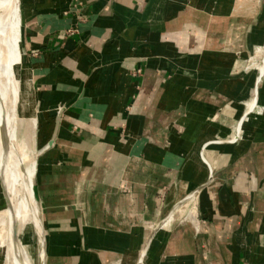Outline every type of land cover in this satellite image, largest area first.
Returning a JSON list of instances; mask_svg holds the SVG:
<instances>
[{
    "label": "crops",
    "instance_id": "obj_1",
    "mask_svg": "<svg viewBox=\"0 0 264 264\" xmlns=\"http://www.w3.org/2000/svg\"><path fill=\"white\" fill-rule=\"evenodd\" d=\"M159 1L19 0L14 36L35 118L18 117L14 143L38 201L44 264H138L142 253L143 264H264V115L239 145H202L230 133L252 90L242 117L264 107V75L253 89L212 62L206 81L203 58L191 82L168 75L179 56L170 31L206 28L203 43H174L229 60L234 46L264 41V0L212 2L213 15L207 0ZM200 189L196 224L185 216L162 229Z\"/></svg>",
    "mask_w": 264,
    "mask_h": 264
},
{
    "label": "bare ground",
    "instance_id": "obj_2",
    "mask_svg": "<svg viewBox=\"0 0 264 264\" xmlns=\"http://www.w3.org/2000/svg\"><path fill=\"white\" fill-rule=\"evenodd\" d=\"M18 4L19 0H0V170L9 204L0 213V219L6 229L5 264H43L46 240L39 206L36 199V202L32 200L31 196H35L28 186L14 143L15 122L21 116L22 102V81L19 74L21 53L14 38ZM263 72L264 65L260 68V73ZM252 107L253 103L248 111ZM26 234L30 248L24 245L23 238ZM34 257L36 261L33 260ZM143 257L142 253L140 260ZM141 263L143 262L138 260V264Z\"/></svg>",
    "mask_w": 264,
    "mask_h": 264
},
{
    "label": "rangeland",
    "instance_id": "obj_3",
    "mask_svg": "<svg viewBox=\"0 0 264 264\" xmlns=\"http://www.w3.org/2000/svg\"><path fill=\"white\" fill-rule=\"evenodd\" d=\"M159 2H161L162 6L165 4V6L168 4L167 0H160ZM213 2V5L215 4L216 6H224V0H207L204 10H205V14L206 15H213L212 13H209V6H211V3ZM214 5V6H215ZM169 7V6H168ZM180 9L181 6L179 7ZM172 8H170V13L168 15V19L170 18V20H174L176 21V19L178 20V17L180 15H178V13L176 12L175 9L172 10ZM19 13V11H18ZM167 14H164V16H166ZM219 15V14H218ZM18 16V15H17ZM208 17V16H207ZM149 21V20H148ZM183 22V21H181ZM186 24V22H185ZM182 25V24H180ZM189 26H191V24H188ZM187 26V25H186ZM21 29V28H20ZM20 29H19V33H20ZM207 33L208 31L205 29H201L198 33H193L192 30L189 29H179L178 31H176V29L174 31H170V37H169V42L173 43L174 46L177 48V50L179 51V56H174L170 58V62H169V76H172L173 74H176V72H178V74L181 75H185L187 77H190V80H186L191 82L192 81V74H195L193 72V65L195 62H197V59L199 58H203L204 59V65L201 66L202 71H206V77L205 80L208 81V69L210 64L213 62L216 65V70L217 73L220 74L221 76H226V78H228L229 80H236L239 82H243L245 81L246 77H251V82L253 85V89H254V85L257 83L258 86L260 85L264 72L262 73V75L260 76V72H259V65L261 63L262 58L264 57V41L262 43L259 44H252L250 45V47L248 49H244L238 46H234L232 49V53L230 52V59L225 60L226 58H224L223 56H217L215 59H212V61L210 62L209 58L206 57H201L202 54H204V52L198 49V47H195L194 49H196L195 51H192L191 47L188 46H177L174 42H177L180 39H185V41H187L189 38H192L193 35H195L197 37V39H199V41H201L202 43L204 42L205 37H207ZM222 31L218 30L217 31V35H221ZM15 38V36H14ZM177 38V39H176ZM16 42L18 43V50L20 51V47H19V41L15 38ZM198 41V40H197ZM226 47L222 46L220 48V50L218 51V53H224L225 52ZM223 55V54H222ZM231 55H232V60H231ZM173 60V61H172ZM178 62L174 63V62ZM179 65V66H177ZM179 68H177V67ZM19 74L21 77V91H22V102H21V108H20V114L22 117L24 118H28V122L31 123V116L33 115V105H32V98H31V94L30 91L28 89V87L26 86V82L23 76V71L21 68V65L19 66ZM189 96V95H188ZM202 96V95H200ZM212 95H209L208 93L203 94V96L201 97V99L206 98L207 100H203L204 102L208 101V97ZM253 90L250 92L249 97L243 101H241L240 105L242 107L241 110V115L238 117V119H236L234 121V123L231 125L230 127V133L225 136V137H219L218 135H213L211 137H209L208 139H206L205 141H203L202 145L207 144L204 148L206 150L210 149L211 147H220V146H236L239 145L242 141H244V127L245 125H247L248 123H252V121L257 120L259 117H262L264 115V107L260 106L259 104L256 105V107L248 114H246L244 117H242L244 115L245 112H247L248 110V106L249 104L253 101ZM187 97V95H186ZM202 101V100H201ZM202 101V102H203ZM29 103V104H28ZM31 103V104H30ZM24 110V111H23ZM29 110V111H28ZM32 110V111H31ZM30 113V114H29ZM18 121V120H17ZM17 121L15 122V128L17 129ZM242 123V129H241V133L239 135V138L237 139V141L233 142V143H229V141L233 140V138L236 135L237 132V128L239 126V124ZM178 130H182L180 127ZM18 131V130H17ZM171 128L168 127V132L170 133ZM218 141V142H216ZM197 153H199L197 151ZM202 158V157H201ZM207 162V161H206ZM204 165L206 166V171H207V176H209V169L207 167V165L204 163ZM201 194V189L196 192V194L192 197H190L188 200L185 201V203H180L179 205H175L173 207V210L171 211V213L169 215H167V217L165 218L166 220V226H164L162 229H169L170 225L172 223L175 222V220H179L182 221L183 219H185L186 216V220L188 221H193L196 224V211L194 209L195 205L198 203L199 200V196ZM32 200L34 202H36L35 197L31 196ZM37 205V204H36ZM5 204L3 202V199L1 197L0 194V213H2L5 209ZM37 209V207H36ZM190 214L189 217H187ZM195 220V221H194ZM2 220L0 219V264H5V258H6V252H7V246H6V229L5 227L2 225ZM157 223H153V226L151 227L152 230L155 227ZM5 235V236H3ZM24 245H27L29 248L31 247V245H29V239L27 234L24 235ZM3 247V248H2ZM35 260V257L33 259ZM140 261V260H139ZM141 262V261H140ZM143 262V261H142ZM145 264V262H144Z\"/></svg>",
    "mask_w": 264,
    "mask_h": 264
},
{
    "label": "water",
    "instance_id": "obj_4",
    "mask_svg": "<svg viewBox=\"0 0 264 264\" xmlns=\"http://www.w3.org/2000/svg\"><path fill=\"white\" fill-rule=\"evenodd\" d=\"M52 145V141H50L49 142V146H51ZM37 153V152H36ZM0 189H1V194H2V197H3V199H4V203H5V207H9V204H8V201H7V196H6V194H5V190H4V187H3V180H2V173H1V170H0ZM33 191H34V189H33ZM34 196H35V194H34ZM35 199H36V197H35ZM37 200V199H36ZM38 202V201H37ZM44 254H45V256H46V241H45V245H44ZM44 263H45V258H44ZM43 263V264H44Z\"/></svg>",
    "mask_w": 264,
    "mask_h": 264
},
{
    "label": "built area",
    "instance_id": "obj_5",
    "mask_svg": "<svg viewBox=\"0 0 264 264\" xmlns=\"http://www.w3.org/2000/svg\"><path fill=\"white\" fill-rule=\"evenodd\" d=\"M239 127V126H238ZM240 133L241 132H236V135H235V137L233 138V140H231V141H229V143H233V142H235V141H237V139L239 138V135H240ZM216 142H218V141H216ZM202 160H203V162L207 165V167H208V169H209V166H208V164L206 163V161L202 158ZM209 175H210V177L212 176V171L209 169ZM163 224H164V222H163ZM160 226V225H159ZM158 227V226H157ZM141 264H143V263H141Z\"/></svg>",
    "mask_w": 264,
    "mask_h": 264
}]
</instances>
